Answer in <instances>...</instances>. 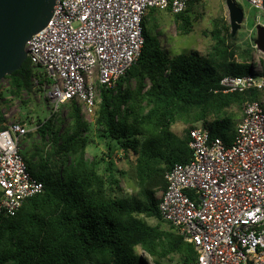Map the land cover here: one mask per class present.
I'll return each mask as SVG.
<instances>
[{
	"label": "trees",
	"instance_id": "1",
	"mask_svg": "<svg viewBox=\"0 0 264 264\" xmlns=\"http://www.w3.org/2000/svg\"><path fill=\"white\" fill-rule=\"evenodd\" d=\"M193 2L173 15L180 35L191 32L187 14ZM157 13L150 10L144 18V45L136 63L114 89L101 91L94 122L108 153L87 159L93 140L74 102L73 125L64 134L55 124L58 114L37 118L43 150L23 159L43 192L27 199L15 217L0 215V264H147L138 249L153 264L196 260L193 245L161 219L157 195L167 187V172L190 158L189 128L200 123L211 139L231 142L236 112L256 95L224 93L220 81L251 74L255 49L240 45L222 21L210 33L213 45L206 55H169L156 34L149 37ZM36 78L43 84L26 59L5 78L8 93L31 95ZM130 80L134 87L127 85ZM176 125L184 126L183 137L173 132ZM115 149L131 158L135 194L123 193L119 176L125 172L115 169Z\"/></svg>",
	"mask_w": 264,
	"mask_h": 264
},
{
	"label": "built area",
	"instance_id": "2",
	"mask_svg": "<svg viewBox=\"0 0 264 264\" xmlns=\"http://www.w3.org/2000/svg\"><path fill=\"white\" fill-rule=\"evenodd\" d=\"M191 0H55L48 24L24 47L39 69L52 113L76 103L95 115L101 91L111 90L138 60L150 10L183 13ZM264 14V0H247ZM255 48V46H253ZM224 93L262 92L245 101L229 144L201 124L188 129L190 158L165 175L158 205L163 221L197 257L191 264H264V75L225 76ZM26 124L0 129V215L15 217L43 192L23 159Z\"/></svg>",
	"mask_w": 264,
	"mask_h": 264
},
{
	"label": "rangeland",
	"instance_id": "3",
	"mask_svg": "<svg viewBox=\"0 0 264 264\" xmlns=\"http://www.w3.org/2000/svg\"><path fill=\"white\" fill-rule=\"evenodd\" d=\"M226 0H194L191 10L188 12L192 29L188 35H180L176 29V23L173 15L169 11H163L155 14V30L149 31V37L153 38L156 34L161 43V48L164 53L172 54H191L195 53L200 56L206 55L212 45L211 39L212 29L218 28L222 21L228 23V13L225 6ZM241 7L245 15L241 29L236 33L237 41L240 45L254 46L256 39V25L264 26V14L258 9L253 8L247 0H234ZM255 49V48H254ZM255 72L264 75V55L255 49L254 64ZM38 69V73H39ZM127 85L134 87L132 80L127 81ZM8 82L2 80L0 83V127H4L12 122H26L30 136H25L20 139V149L22 156L29 159L35 153L40 154L43 150L40 137L35 131L37 118L41 121L48 119L51 116V109L48 101L45 99L44 89L34 82L33 92L31 95L23 94L20 98H16L8 93ZM256 95V100L262 99V92L253 90ZM71 105H66L56 114L59 116V121L55 124L59 127L61 134L71 129L73 121L70 118ZM235 111V110H233ZM235 122L238 123L241 118V112H236ZM82 120L88 125L87 137L93 140L86 151L87 159L91 160L94 156H101L108 153L104 141L99 140L98 132L95 127V115L89 116L81 109ZM200 124V123H199ZM184 126L176 125L173 132L183 137ZM235 133V130H234ZM234 136V134H233ZM50 151V148H46ZM38 151V152H37ZM115 157V169L124 171L125 174L119 176L120 185L123 193L132 195L136 193L135 184L133 181V171L131 158H126L124 154L115 149L112 154ZM161 193L157 195L159 199ZM154 223L153 220H149ZM166 226V225H165ZM137 253L146 260L147 264H153L152 259L143 253L140 249ZM168 264H178L177 258Z\"/></svg>",
	"mask_w": 264,
	"mask_h": 264
},
{
	"label": "water",
	"instance_id": "4",
	"mask_svg": "<svg viewBox=\"0 0 264 264\" xmlns=\"http://www.w3.org/2000/svg\"><path fill=\"white\" fill-rule=\"evenodd\" d=\"M231 35L245 21L234 0H226ZM55 10V0H0V81L19 70L26 61L25 44L45 28ZM255 49L264 55V26L256 25Z\"/></svg>",
	"mask_w": 264,
	"mask_h": 264
},
{
	"label": "crops",
	"instance_id": "5",
	"mask_svg": "<svg viewBox=\"0 0 264 264\" xmlns=\"http://www.w3.org/2000/svg\"><path fill=\"white\" fill-rule=\"evenodd\" d=\"M235 3H236V2H235ZM22 123H23V122H22ZM23 124H25V123H23ZM26 125H27V124H26ZM36 159H37V158H36ZM36 159H35V160H36ZM161 219H162V218H161ZM164 222H165V221H164ZM165 223H166V222H165Z\"/></svg>",
	"mask_w": 264,
	"mask_h": 264
}]
</instances>
